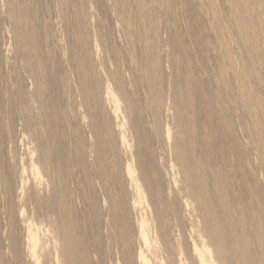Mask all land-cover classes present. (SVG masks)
I'll return each instance as SVG.
<instances>
[{"label":"bare ground","instance_id":"6f19581e","mask_svg":"<svg viewBox=\"0 0 264 264\" xmlns=\"http://www.w3.org/2000/svg\"><path fill=\"white\" fill-rule=\"evenodd\" d=\"M0 264H264V0H0Z\"/></svg>","mask_w":264,"mask_h":264}]
</instances>
